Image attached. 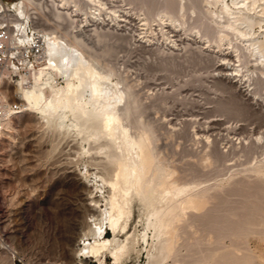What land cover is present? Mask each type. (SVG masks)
<instances>
[{
    "label": "rangeland",
    "instance_id": "374dc122",
    "mask_svg": "<svg viewBox=\"0 0 264 264\" xmlns=\"http://www.w3.org/2000/svg\"><path fill=\"white\" fill-rule=\"evenodd\" d=\"M103 1L106 2V8L103 6L102 14L96 11V5L91 6V2L89 5L85 3L83 10L78 8L79 10L74 11L81 18L82 28L79 25L78 29L72 28L80 31L95 56L99 57L100 54V59L105 63H116L114 66L122 68L119 69L121 73L133 83L139 99L148 108L145 118L157 125L155 127L159 130L158 134L162 133L157 134L158 142L165 155H168L166 159L169 157L172 161L175 160L173 163H177L179 169L182 167L180 170L185 174L192 171L189 172V177L192 173L190 178L198 181L196 184L200 183L202 188L215 185L211 192L219 193L217 201L213 197L209 201L210 205L207 203L209 210L211 206L210 212L214 219L210 217L209 221L210 212L206 210V204L203 208L207 211L206 223L203 218L204 221L190 223L192 227L190 224L188 228L186 224L181 226L190 230H182L184 233L177 234V237L181 236L179 244L177 243L180 246L176 244L179 250L176 256L173 255L175 257H168L165 264H264V223L256 224L262 220L239 227V231L235 232L217 231L215 225L222 215L224 218L220 219L226 224L234 213L237 218H233L241 220L250 217V211L256 210L261 211L259 217L264 219V175L258 177L251 170V166L264 158V138L257 139L258 134L264 131V75L257 87L255 76L258 73L254 68H257L258 62L255 57L248 53L249 56L242 58L247 59L246 65H243L242 60L239 67L241 60L234 55L236 53L232 52L233 55L227 56L231 57L230 63L232 65L233 62L234 66L230 65L232 68L224 70L226 73L237 74L236 69L240 68L234 78L237 79L236 84H233L221 75L224 71L221 72L218 65L228 61L223 57H226V52L235 50L232 44L238 43L236 37L231 45L226 41L218 48L213 40H207L202 35L203 32L199 31L198 24H202L199 19L205 18L197 14L198 19L196 13L189 12L188 15L191 14L192 17L188 16L189 19L186 20L189 22L185 25L177 21V25L169 27L163 23L167 19H162V13L156 10L148 12L139 2ZM73 5L72 1L70 9H76ZM76 14L74 17H77ZM48 19L46 21L50 22V18ZM235 64H238L237 67ZM241 66H245L242 67L243 72ZM39 121L37 113L29 110L21 112L13 116V128L5 130L0 138V264H11L14 261L20 264L18 259L23 262L49 260L74 264L78 259L77 250L83 245L80 242L82 232L92 223L89 220L91 210L88 200L83 195L89 196L90 189H95V184L99 186L93 193L95 198L104 199L109 189L101 179L95 181L92 175H83L87 167L91 171L96 170V160L91 157L92 154L81 149V136L71 134L63 137L56 130L53 131V128L41 126ZM196 132L205 133L204 136L208 134L214 148L212 144H208L207 137H203V134L200 137ZM215 146L220 153L218 157L215 156L219 162L213 155L211 162L204 165L201 162L204 159H200L205 157L207 150L215 149ZM190 163L193 167H190ZM248 173L254 177L247 176ZM199 185L196 189L200 188ZM227 192L234 195L225 194ZM215 206L220 209L218 212ZM223 206H226L224 211L230 206L233 212L227 210L226 215L222 211ZM133 210L130 227L139 239L136 245L139 251H132L124 264H147L146 249L150 246L143 241L142 236L147 231L152 242L153 231L147 226L141 204L134 202ZM213 211L218 213V219ZM220 211L222 215L219 217ZM230 213L233 215L230 216ZM237 213L241 215L238 216ZM195 228L196 231H193ZM105 235L109 236L111 232L107 230ZM107 264H114L113 260L108 258Z\"/></svg>",
    "mask_w": 264,
    "mask_h": 264
},
{
    "label": "bare ground",
    "instance_id": "6f19581e",
    "mask_svg": "<svg viewBox=\"0 0 264 264\" xmlns=\"http://www.w3.org/2000/svg\"><path fill=\"white\" fill-rule=\"evenodd\" d=\"M26 1L28 3L30 2V0ZM52 1L56 6L54 14L63 20H67L71 28L76 27L77 29L79 24H77V17H74L76 14L74 11L78 8L83 10L85 3L89 5L90 2L92 4L91 6L96 5L95 9L100 12L99 14H102L101 10L103 6L106 8V2L103 0ZM72 1L74 2L73 6H75L76 9H70L69 4ZM130 2L141 3L142 6L144 5L147 8L148 12L153 13V11L156 10L160 14L162 13V19H167L163 23L165 26L169 27L174 26L173 24H176L177 21H179L181 25H185L188 21L186 19H189L188 16L192 17V13H196V15L198 14L200 17L202 16L205 20H202L201 18L199 19V16L197 15L198 19L202 21L203 24H198L200 27L199 31H201V33L203 32L202 35L205 36L207 40H213L218 48H221L223 42L226 41L230 42L229 44L231 45L234 37H236V40L238 41V43H236L237 41L235 40L236 44H232L233 48L235 47V50L230 51V53L226 52V57H223L228 60L227 62L229 63H220L218 65L219 70L223 72L224 70L226 71L228 67L232 68L231 66H234L233 62L232 65L230 63L231 57L227 58V56L233 55L232 52L236 53L234 55L241 60L238 59V61H240L239 67L242 65V60L246 58V56L251 55L254 56L255 60L258 62L257 68H254V70L256 69L255 72L258 73L257 76H255L257 77L256 84L258 85L259 81H262L261 78L262 75H264V0H130ZM28 3H26V8L29 6ZM8 6H13L21 12L22 17L24 18L21 21V24H26V22L29 21L30 15L23 3L20 4L17 1L16 3L11 4L8 2ZM109 10H111L110 7ZM104 11L106 10L104 9ZM189 12L191 13L190 15H188ZM45 19L47 21L49 20L46 17ZM198 19L197 21H199ZM147 20L148 19L146 18V21ZM149 25L150 24H148V26ZM95 33L97 35L96 31ZM80 34V31L76 33L72 32V29H67L66 31H63L62 36H48L49 45L46 48L45 59L41 68L34 73L31 84L23 85V82L16 84L15 91L24 105H26L25 111L29 110L39 115L41 126L50 129L53 128V131L56 130L58 134H62L63 137L71 134L81 136V149L87 154H92L91 157L96 160V170L91 171L87 167L85 172H83V175H92L95 177V181H98L99 178L109 188L104 199L95 198L96 195L93 193L95 190H98L99 187L95 184H93L95 189H90L89 196L83 195V198L88 200L87 204L91 210L89 220H91L92 223H89L86 229L84 228L82 237H80V242L82 241L83 244L77 250V255L81 256L80 263L84 264L85 260L87 261L88 258H94L98 264H107L108 258H110L113 260L114 264H124L125 259L129 257L131 252L137 250L136 245L139 243V239L137 234L134 231H131L130 227L134 215V202L137 201L142 206L148 228L153 231L151 237L153 240L152 242H150V234L147 231H145L142 236L143 241L150 246L146 249L148 253L147 264H165L168 257L173 255L176 256V253L179 250V248L176 247V244H179V237L181 236L179 235V237H177V234H181L183 232L182 230L185 231L188 228V224L195 222L196 220H206L207 211L203 208H205L206 204L209 203L213 197L215 200L218 199L217 196L219 193L215 191H213L215 193L211 192L212 189H215V185L204 186L202 188L200 183L196 184L198 181L195 182L190 178L192 173L189 177V172L192 171L189 170V172H186L185 174L183 173L184 171L180 170L182 167L179 169L176 165L177 163H173L175 160L172 161L171 158L169 159L168 157L167 159L171 160L170 162L166 159V156L168 155H165L163 152L164 150L161 149L162 147L158 142V135L162 133L158 134L159 130L155 127L157 125L145 118L146 109L148 108L146 105H143L142 99H139L138 92L136 93L133 83H130V80L128 81V77L125 76L124 73H121L122 71L119 69L122 68L118 69V66H114L116 63H112L113 65L110 64V61H107L110 63H105L100 59L99 53V57L95 56L92 47L88 45V42L86 43L85 39L83 40V35L81 36ZM90 42L91 41H89V43ZM108 50L110 51V49ZM246 60H243L245 63H243V65H246ZM242 67L244 68L245 66H241V71ZM239 69L236 70L239 72ZM225 71L221 73V75L229 79L233 84H236L237 79L234 80V78L238 75V72H236L237 74L233 73L232 75V73H226ZM257 87H259V85ZM12 122L13 116H6L3 118L1 121L3 129L0 130V138L5 130L13 128ZM158 127L160 128V126ZM263 132L260 133V135L258 134V136L256 135L257 139L260 140L264 138ZM199 133L196 132V134L201 137V134L203 133ZM204 134L203 137H207L208 144L211 145L213 142L210 144V136H207L208 134L204 136ZM209 147L208 149H211ZM162 152L164 153V156L162 155ZM231 153H233V151ZM219 154L220 153L215 146V149L207 150V152H205V157L202 155L203 158L200 160L204 159L201 162L206 165L205 163L208 164V162H211L215 156L218 157ZM213 155L214 157L212 158ZM191 163L190 167H193L192 165L194 162L193 164ZM223 163L225 164V162ZM251 167V170L254 171L258 177H262L264 175V158ZM202 168L204 169V167ZM184 170H186V168ZM247 176H250V174L248 173ZM258 184L260 183H257V185ZM197 185H199L200 188L196 189ZM217 186L216 189L218 190ZM224 190H222L223 193ZM232 192L234 194L237 193L234 191ZM225 194L232 193L227 192ZM223 199H225V196ZM220 204L221 203H219V206L222 208ZM209 205L207 204V207ZM224 207L226 206H223V210H221L228 215L227 210L229 211L231 208L229 206V209L227 206L228 209L224 211ZM202 210L204 212H202ZM206 210L210 212L211 206L210 210L209 207L206 208ZM219 210L217 209V212ZM222 211L219 212V217L222 215ZM231 212L233 211L231 210ZM211 214L212 212L209 214V221L210 217H212ZM231 214L233 215V213H230V216ZM235 214L236 213H234L231 218L229 217L230 219L227 221L230 222H227L226 224L221 220L224 218L223 215V218L220 217L221 219L219 218V220H217L218 215L217 217L214 216L217 218L215 219L217 221L214 222L218 229L215 228V230L235 232L239 227L244 225L248 226L251 223L256 222V220L263 221L260 223L256 222V224L264 223V219L259 217L261 211L258 210L250 211V217L241 220L234 219L235 217L237 218ZM237 215L239 216L241 213H237ZM226 218L228 219V216H225V219ZM212 219L214 218L212 217ZM207 221L208 220H206L205 223ZM185 224L187 228H185V226L182 228L181 226ZM191 225L192 224H190V226ZM196 228L198 227L196 226ZM196 228L193 231H196ZM107 230L111 232V235H105ZM188 230L190 229H187V231ZM206 235H208V233ZM176 238L178 239L176 240ZM193 238H196V236ZM188 241H186V243ZM178 244L177 246H180Z\"/></svg>",
    "mask_w": 264,
    "mask_h": 264
},
{
    "label": "built area",
    "instance_id": "2783aa9c",
    "mask_svg": "<svg viewBox=\"0 0 264 264\" xmlns=\"http://www.w3.org/2000/svg\"><path fill=\"white\" fill-rule=\"evenodd\" d=\"M19 2L26 8V0H0V130L1 121L6 116H16L25 111L26 105L15 91V85L31 84L33 75L38 71L45 59V51L49 45L48 36H62L68 29V22L57 17L55 4L52 0H30L27 11L29 21L21 24L24 19L21 12L11 4ZM77 15V23L82 28L81 18ZM50 18V22L46 21ZM45 21H44V19ZM72 32H79L72 28ZM47 35V36H46ZM78 246V245H77ZM81 256L74 264L80 263ZM20 264H65L62 261H35L18 259ZM98 264L94 258L85 260L84 264ZM13 264H16L14 261Z\"/></svg>",
    "mask_w": 264,
    "mask_h": 264
}]
</instances>
